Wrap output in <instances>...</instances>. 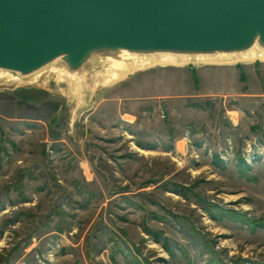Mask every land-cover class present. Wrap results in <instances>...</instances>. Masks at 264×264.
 I'll list each match as a JSON object with an SVG mask.
<instances>
[{
	"label": "rangeland",
	"instance_id": "obj_1",
	"mask_svg": "<svg viewBox=\"0 0 264 264\" xmlns=\"http://www.w3.org/2000/svg\"><path fill=\"white\" fill-rule=\"evenodd\" d=\"M58 89L0 90V264H264V61Z\"/></svg>",
	"mask_w": 264,
	"mask_h": 264
},
{
	"label": "water",
	"instance_id": "obj_2",
	"mask_svg": "<svg viewBox=\"0 0 264 264\" xmlns=\"http://www.w3.org/2000/svg\"><path fill=\"white\" fill-rule=\"evenodd\" d=\"M255 43L264 48V0H0V70L21 77L59 58L74 76L124 50L213 54Z\"/></svg>",
	"mask_w": 264,
	"mask_h": 264
},
{
	"label": "bare ground",
	"instance_id": "obj_3",
	"mask_svg": "<svg viewBox=\"0 0 264 264\" xmlns=\"http://www.w3.org/2000/svg\"><path fill=\"white\" fill-rule=\"evenodd\" d=\"M92 61V67L102 66L101 71L93 76L89 82L86 72L79 75H69L61 58L48 64L41 70L21 77L14 72L0 70V90L15 89L18 87L37 88L45 91L59 90L84 100L91 96L100 86L105 87L125 79L129 75L144 71L156 65H185V64H233L264 61V48L255 43L247 50L230 53L213 54H174V53H145L137 54L121 51L117 56ZM60 63V64H59ZM68 84L66 90H63ZM4 89V90H3ZM24 89V88H23ZM47 93V92H46ZM91 93V94H89ZM62 98V97H60ZM142 153H147L141 150Z\"/></svg>",
	"mask_w": 264,
	"mask_h": 264
},
{
	"label": "built area",
	"instance_id": "obj_4",
	"mask_svg": "<svg viewBox=\"0 0 264 264\" xmlns=\"http://www.w3.org/2000/svg\"><path fill=\"white\" fill-rule=\"evenodd\" d=\"M228 113L230 114V118H231V120H232L234 123H236V124H237L240 120H242V118H243V117H240V119L236 120V119H234L233 116H232V111H230V112H228Z\"/></svg>",
	"mask_w": 264,
	"mask_h": 264
}]
</instances>
